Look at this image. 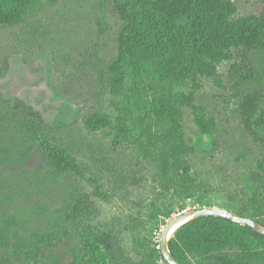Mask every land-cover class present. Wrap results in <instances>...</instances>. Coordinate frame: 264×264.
Returning a JSON list of instances; mask_svg holds the SVG:
<instances>
[{
    "label": "rangeland",
    "instance_id": "rangeland-1",
    "mask_svg": "<svg viewBox=\"0 0 264 264\" xmlns=\"http://www.w3.org/2000/svg\"><path fill=\"white\" fill-rule=\"evenodd\" d=\"M231 1L238 16L264 10V0ZM45 2L24 22L0 28V92L10 103L17 100L38 112L40 131L70 152L80 174L55 170L26 133L15 124L0 125V264L63 262L79 248L82 234L102 232L112 235L111 264H132L153 251L161 222L179 213V202L157 188L155 164L141 162L130 149L114 146L106 130L81 121L109 104L106 68L116 56L121 24L114 0ZM233 62H221L220 81L202 83L197 97L215 119L214 136L223 145L259 154L263 148L246 133L240 107L242 96L256 91L255 122L264 115V65L259 80L234 91L228 76ZM164 85L146 83L150 88L143 95ZM183 111L185 135L195 138L192 117ZM0 117L11 122L1 100ZM211 182L208 196L221 207L226 194L219 189L232 182L218 175ZM87 195L88 205L78 212L77 203ZM184 206L182 211L200 204L186 199ZM257 264H264V254Z\"/></svg>",
    "mask_w": 264,
    "mask_h": 264
},
{
    "label": "trees",
    "instance_id": "trees-1",
    "mask_svg": "<svg viewBox=\"0 0 264 264\" xmlns=\"http://www.w3.org/2000/svg\"><path fill=\"white\" fill-rule=\"evenodd\" d=\"M45 1L54 0H0V28L24 22ZM113 9L121 24L116 56L106 68L109 104L83 114V125L106 130L114 146L155 164L157 188L178 198L177 212L185 209L186 199L215 205L208 193L218 175L222 182H232L219 189L226 194L221 207L264 226V115L255 122L256 91L242 96L240 115L246 133L263 148L259 154L223 145L214 136L215 119L197 97L202 83L220 81L217 66L224 61L234 60L228 71L234 91L262 77L264 10L238 16L231 0H114ZM146 83L166 85L144 96L150 88ZM0 100L11 115L10 123L0 117L1 126L15 124L55 170L80 174L70 152L40 131L38 112L19 101L11 105L1 94ZM184 108L195 125V138L183 130ZM94 192L100 194L95 186ZM90 197L75 209L86 208ZM155 246L132 264H167L158 241ZM112 247L110 233L82 234L79 248L51 264H111ZM168 247L181 264H257L264 254V235L223 217L203 216L176 228Z\"/></svg>",
    "mask_w": 264,
    "mask_h": 264
},
{
    "label": "water",
    "instance_id": "water-1",
    "mask_svg": "<svg viewBox=\"0 0 264 264\" xmlns=\"http://www.w3.org/2000/svg\"><path fill=\"white\" fill-rule=\"evenodd\" d=\"M203 216L223 217L237 224L247 225L256 232L264 235V226L257 224L255 220L249 217L240 216L225 207L200 206L197 208L187 209L170 218L160 231L157 248L167 264H181L173 257L168 247V239L172 236L175 229L189 220Z\"/></svg>",
    "mask_w": 264,
    "mask_h": 264
},
{
    "label": "flooded vegetation",
    "instance_id": "flooded-vegetation-1",
    "mask_svg": "<svg viewBox=\"0 0 264 264\" xmlns=\"http://www.w3.org/2000/svg\"><path fill=\"white\" fill-rule=\"evenodd\" d=\"M0 94H1V92H0ZM1 96H2V94H1ZM2 99L5 100L3 97H2ZM5 101H7V100H5ZM16 101H17V100H15L14 102H11V103H10L9 101H8V102L12 105V104H14ZM31 107H32V106H31ZM32 108H33V107H32Z\"/></svg>",
    "mask_w": 264,
    "mask_h": 264
}]
</instances>
